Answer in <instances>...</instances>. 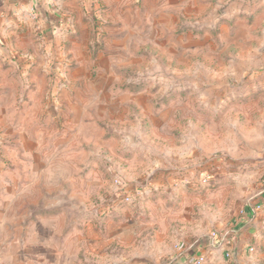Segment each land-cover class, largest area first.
Wrapping results in <instances>:
<instances>
[{"label":"rangeland","instance_id":"374dc122","mask_svg":"<svg viewBox=\"0 0 264 264\" xmlns=\"http://www.w3.org/2000/svg\"><path fill=\"white\" fill-rule=\"evenodd\" d=\"M98 2L80 63L0 55V206L39 218L33 264H119L156 216L229 232L264 189V0H109V62Z\"/></svg>","mask_w":264,"mask_h":264},{"label":"crops","instance_id":"0c3cea01","mask_svg":"<svg viewBox=\"0 0 264 264\" xmlns=\"http://www.w3.org/2000/svg\"><path fill=\"white\" fill-rule=\"evenodd\" d=\"M98 1L0 0V55L7 49L10 51L9 55H15L19 52V41V47L24 49L26 56L41 57L42 54L37 53L33 44L34 39L39 37L45 56L51 54L57 59L58 56L62 59L67 55L64 46L68 41V54L80 63L83 57L89 55L92 25L95 23L94 11L101 5ZM103 2L108 10L102 20L108 28L104 43L95 50L100 52L99 60L106 58L109 62V0ZM97 16L101 17V14ZM22 41H25L24 47ZM29 49L31 50L28 51ZM44 66L46 69L48 64ZM34 68L32 69L38 70ZM36 85L42 87L40 83ZM56 85L59 87V80ZM57 101L60 104V99ZM169 179L165 181L167 184ZM147 189L150 188H134L136 199H139L141 192H147ZM161 197L155 191L149 196L154 201L161 200ZM48 212V209L41 210L42 215ZM154 212L164 213L162 203L157 205ZM154 222L155 227L159 226V231L153 233V239L150 242H141L138 246L130 245L128 254L121 257L119 264H192L195 255L205 256L204 264H264V189L247 203L238 225L228 228L230 240L222 247L216 246L207 236L208 232L202 229L197 232L194 230V234L200 233L198 236L183 233L180 238L182 229L177 231L175 228L168 234L162 233L164 231L161 226L169 225L172 228V222L164 221L161 224L160 216H156ZM39 223L40 220L37 216L34 217L33 211L27 210L23 214L18 212V209L5 210L0 206V264L34 263L33 257L29 256V248L32 245L28 236ZM19 230L25 233V238L23 234L17 236L16 232ZM143 247L145 250L140 251Z\"/></svg>","mask_w":264,"mask_h":264},{"label":"built area","instance_id":"2783aa9c","mask_svg":"<svg viewBox=\"0 0 264 264\" xmlns=\"http://www.w3.org/2000/svg\"><path fill=\"white\" fill-rule=\"evenodd\" d=\"M210 238L216 246H220V247L224 246L226 243H229V240H230V236L227 231L226 232H219L217 230L212 231L210 233ZM205 260H206L205 256L195 255L191 263L192 264H204Z\"/></svg>","mask_w":264,"mask_h":264},{"label":"trees","instance_id":"16d2710c","mask_svg":"<svg viewBox=\"0 0 264 264\" xmlns=\"http://www.w3.org/2000/svg\"><path fill=\"white\" fill-rule=\"evenodd\" d=\"M133 89H134V90H131V91H135V92H136V91H139L140 89H142V87H139V86H138V87H134Z\"/></svg>","mask_w":264,"mask_h":264}]
</instances>
